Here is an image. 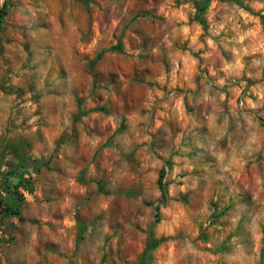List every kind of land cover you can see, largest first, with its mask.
<instances>
[{"label": "rangeland", "instance_id": "obj_1", "mask_svg": "<svg viewBox=\"0 0 264 264\" xmlns=\"http://www.w3.org/2000/svg\"><path fill=\"white\" fill-rule=\"evenodd\" d=\"M1 7L0 264H264V0ZM32 176L73 200L71 255L22 253Z\"/></svg>", "mask_w": 264, "mask_h": 264}, {"label": "crops", "instance_id": "obj_2", "mask_svg": "<svg viewBox=\"0 0 264 264\" xmlns=\"http://www.w3.org/2000/svg\"><path fill=\"white\" fill-rule=\"evenodd\" d=\"M40 111L42 112V116V114L44 113V109ZM75 111L80 112L78 106L76 107ZM87 112L88 111H82V113L75 115V117L78 120L80 117L85 116ZM37 117H40V115L38 114ZM75 121L71 120V123H74ZM31 126L26 127L25 124H21L19 127H17V131L20 132V135H23L22 140L30 142L31 139L36 140L38 138V140H41V143L43 144L53 143L60 129L59 121L54 120L50 117L47 119H41L37 122L36 125ZM35 127H37L36 134L32 130ZM71 136L73 137V131L71 132ZM27 150L29 152V155L38 160H36V162L34 163L35 172H37V174L35 175L37 176L38 173L44 174L45 169L44 167L42 168V164H40V158H35L38 157L36 153H38L39 151L37 152V149L30 147V145L27 146ZM27 158L28 156L25 154L23 157H20V160L25 161ZM54 159L56 161H60V159L64 160L66 158L62 157L61 153H57ZM28 162H30V160ZM36 163L39 165H37ZM45 174L49 175V177H51L52 175L50 173ZM31 180L34 181L32 182L31 187L33 190L30 191V194L37 193L41 196L43 195L47 201L41 203L39 206L31 202V206H33L34 211H38L40 209V220L39 224H36L35 220L25 221L29 226V232L25 237H23L25 241L21 246L22 253L24 252L27 255L38 254L40 256H46L47 258H59V256L62 255H71L73 252V204H71L73 203V200H70V198L67 197L65 186L61 187L60 195H56V197H53V193H50L51 185L49 184V181H45L43 185H38L39 181L35 182V177L32 176ZM23 200L24 201L21 204V208H19V216L21 215V210L25 209L26 205L30 204L29 202L26 203L25 198ZM42 206L43 211L41 210ZM66 206L70 208V211L68 213L62 212Z\"/></svg>", "mask_w": 264, "mask_h": 264}, {"label": "trees", "instance_id": "obj_3", "mask_svg": "<svg viewBox=\"0 0 264 264\" xmlns=\"http://www.w3.org/2000/svg\"><path fill=\"white\" fill-rule=\"evenodd\" d=\"M3 7V6H2ZM2 7H1V9H0V16H2L3 14H4V9H2ZM163 175V169L162 170H160V172H159V176H158V180H157V183H158V186H159V188L161 189V191H164V183L162 182V176ZM0 201H1V199H0ZM22 201L23 200H20L19 201V206H20V204L22 203ZM19 206H17V207H14V206H8L7 207V212H8V214H10V215H13V216H19ZM156 206H154L153 207V210H154V216L156 217ZM1 211H4V210H1Z\"/></svg>", "mask_w": 264, "mask_h": 264}]
</instances>
